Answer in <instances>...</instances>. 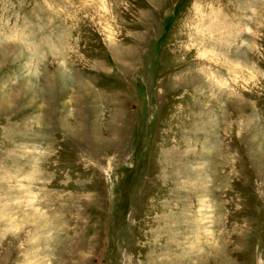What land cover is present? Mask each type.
<instances>
[{"label":"rangeland","instance_id":"rangeland-1","mask_svg":"<svg viewBox=\"0 0 264 264\" xmlns=\"http://www.w3.org/2000/svg\"><path fill=\"white\" fill-rule=\"evenodd\" d=\"M0 264H264V0H0Z\"/></svg>","mask_w":264,"mask_h":264},{"label":"bare ground","instance_id":"bare-ground-1","mask_svg":"<svg viewBox=\"0 0 264 264\" xmlns=\"http://www.w3.org/2000/svg\"><path fill=\"white\" fill-rule=\"evenodd\" d=\"M62 73V72H61Z\"/></svg>","mask_w":264,"mask_h":264}]
</instances>
